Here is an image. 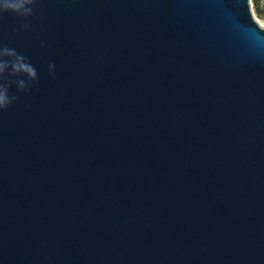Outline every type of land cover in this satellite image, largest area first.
I'll use <instances>...</instances> for the list:
<instances>
[{
    "label": "water",
    "instance_id": "water-1",
    "mask_svg": "<svg viewBox=\"0 0 264 264\" xmlns=\"http://www.w3.org/2000/svg\"><path fill=\"white\" fill-rule=\"evenodd\" d=\"M36 7L26 32L0 18L39 75L0 113V264H264L250 0Z\"/></svg>",
    "mask_w": 264,
    "mask_h": 264
},
{
    "label": "clouds",
    "instance_id": "clouds-1",
    "mask_svg": "<svg viewBox=\"0 0 264 264\" xmlns=\"http://www.w3.org/2000/svg\"><path fill=\"white\" fill-rule=\"evenodd\" d=\"M39 0H0V18L7 13H12L20 18V22L13 29L15 33L30 30L32 18L38 17L37 4ZM256 27L264 29V24L255 22ZM41 48H46L47 43L42 41ZM48 72L55 79V64L49 63ZM39 75L37 69L28 57L0 43V113L6 111L17 100V95L9 93L11 85H15L20 94L31 93L33 87L38 83Z\"/></svg>",
    "mask_w": 264,
    "mask_h": 264
},
{
    "label": "rangeland",
    "instance_id": "rangeland-1",
    "mask_svg": "<svg viewBox=\"0 0 264 264\" xmlns=\"http://www.w3.org/2000/svg\"><path fill=\"white\" fill-rule=\"evenodd\" d=\"M260 2L262 5H264V0H260ZM250 3H251V8H252V13L256 21L259 22L260 24H264V18L259 17L256 13V6L254 3V0H250Z\"/></svg>",
    "mask_w": 264,
    "mask_h": 264
},
{
    "label": "trees",
    "instance_id": "trees-1",
    "mask_svg": "<svg viewBox=\"0 0 264 264\" xmlns=\"http://www.w3.org/2000/svg\"><path fill=\"white\" fill-rule=\"evenodd\" d=\"M256 6V13L259 17L264 18V5L261 4L260 0H254Z\"/></svg>",
    "mask_w": 264,
    "mask_h": 264
}]
</instances>
